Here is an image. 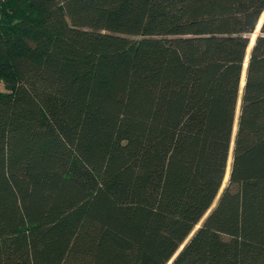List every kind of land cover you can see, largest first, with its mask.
<instances>
[{
    "label": "trees",
    "instance_id": "obj_1",
    "mask_svg": "<svg viewBox=\"0 0 264 264\" xmlns=\"http://www.w3.org/2000/svg\"><path fill=\"white\" fill-rule=\"evenodd\" d=\"M0 11V264H264V0Z\"/></svg>",
    "mask_w": 264,
    "mask_h": 264
},
{
    "label": "rangeland",
    "instance_id": "obj_2",
    "mask_svg": "<svg viewBox=\"0 0 264 264\" xmlns=\"http://www.w3.org/2000/svg\"><path fill=\"white\" fill-rule=\"evenodd\" d=\"M263 22H264V16L262 17V21L260 22V24H259V26H258V28H257V30H256V32H255V34L252 35V37H251L253 42L255 41V38L257 37V35H259V33H260V29H261V26H262ZM252 47H253V45H252ZM252 47H250V49L248 50L247 59H246V62H247V63H248V61H249L250 52H251V48H252ZM246 67H247V64L245 65V69H246ZM243 77H244V82H245V78H246V72H245V71H244V75H243ZM242 95H243V92H242L241 95H240V101H239V104H238L237 118L239 117L240 110H241ZM234 131H235V133H234V135H235V134H236V131H237V123H236V126H235ZM230 157H231V161L229 160V163H230V171H229V173H228V171H227L226 179H225L224 185H223V187H222V189H221L220 195H221V193L223 192V190L227 187V184H228V182H229L230 173H231V169H232L233 149L231 150ZM228 169H229V165H228ZM220 195H219V197H220ZM219 197L217 198V200H216V202H215L213 208L216 206V204H217V202H218V200H219ZM213 208H212V209H213ZM209 213H210V212H209ZM209 213H208L207 215H209ZM206 217H207V216H206ZM202 223H203V221L199 224V226L196 227L194 233L197 231V229L201 226ZM194 233H193V234H194ZM193 234H192V235H193ZM190 238H191V237H190ZM190 238H189V239H190ZM189 239H188V241H189ZM188 241H187V242H188Z\"/></svg>",
    "mask_w": 264,
    "mask_h": 264
},
{
    "label": "water",
    "instance_id": "obj_3",
    "mask_svg": "<svg viewBox=\"0 0 264 264\" xmlns=\"http://www.w3.org/2000/svg\"><path fill=\"white\" fill-rule=\"evenodd\" d=\"M247 66H248V65H247ZM246 68H247V67H246ZM244 87H245V83H244ZM244 87H243V88H244ZM236 134H237V133H236ZM232 164H233V157H232ZM230 174H231V173H230ZM182 249H183V247H182ZM182 249H181V250H182ZM177 256H178V255H176V257H177ZM176 257H175V258H176Z\"/></svg>",
    "mask_w": 264,
    "mask_h": 264
},
{
    "label": "built area",
    "instance_id": "obj_4",
    "mask_svg": "<svg viewBox=\"0 0 264 264\" xmlns=\"http://www.w3.org/2000/svg\"><path fill=\"white\" fill-rule=\"evenodd\" d=\"M1 19H2V13H1V11H0V21H1Z\"/></svg>",
    "mask_w": 264,
    "mask_h": 264
},
{
    "label": "bare ground",
    "instance_id": "obj_5",
    "mask_svg": "<svg viewBox=\"0 0 264 264\" xmlns=\"http://www.w3.org/2000/svg\"><path fill=\"white\" fill-rule=\"evenodd\" d=\"M245 83V82H244ZM244 87V86H243ZM243 89V88H242ZM229 171H230V169H229Z\"/></svg>",
    "mask_w": 264,
    "mask_h": 264
}]
</instances>
